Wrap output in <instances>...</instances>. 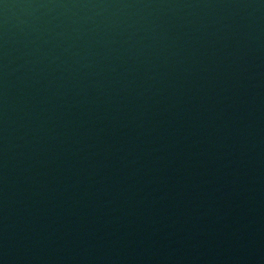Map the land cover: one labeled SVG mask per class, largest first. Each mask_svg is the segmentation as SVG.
Wrapping results in <instances>:
<instances>
[{
  "label": "water",
  "instance_id": "obj_1",
  "mask_svg": "<svg viewBox=\"0 0 264 264\" xmlns=\"http://www.w3.org/2000/svg\"><path fill=\"white\" fill-rule=\"evenodd\" d=\"M0 264H264V0H0Z\"/></svg>",
  "mask_w": 264,
  "mask_h": 264
}]
</instances>
